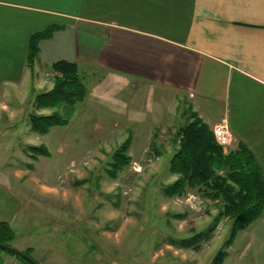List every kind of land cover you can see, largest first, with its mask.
<instances>
[{
    "label": "crops",
    "instance_id": "1",
    "mask_svg": "<svg viewBox=\"0 0 264 264\" xmlns=\"http://www.w3.org/2000/svg\"><path fill=\"white\" fill-rule=\"evenodd\" d=\"M50 25L62 27L40 42L32 71L29 37ZM59 60L77 63L85 80L102 75L101 93L87 86L86 99L121 109L132 124L166 125L181 102L211 129L225 119L264 170V0H0V90L42 84L39 69ZM130 137L132 148L139 130ZM23 187L0 177V222L13 228V246L39 264L68 261L57 228L32 230L37 208ZM235 243L248 257L254 247L250 258L264 264V213ZM8 254L0 264H23Z\"/></svg>",
    "mask_w": 264,
    "mask_h": 264
},
{
    "label": "rangeland",
    "instance_id": "2",
    "mask_svg": "<svg viewBox=\"0 0 264 264\" xmlns=\"http://www.w3.org/2000/svg\"><path fill=\"white\" fill-rule=\"evenodd\" d=\"M38 72L37 80L46 77L42 84L0 90V177L24 185L26 200L37 208L32 230L60 231L58 246L67 245L72 257L57 264H210L231 233V219L219 216L222 205L191 190L173 196L163 191L177 178L170 159L192 108L181 102L166 125L154 126L128 122L121 109L100 105L93 95L71 110H38L34 97L53 87L54 70L46 66ZM101 76L83 77L92 94L101 93L94 85ZM53 111L69 112V123L46 134L32 130L31 112ZM138 130L131 163L110 175L113 153ZM41 144L50 155L35 158L27 147ZM242 230L223 264H254L251 256L256 262L254 247L249 257L237 254L234 242Z\"/></svg>",
    "mask_w": 264,
    "mask_h": 264
},
{
    "label": "trees",
    "instance_id": "3",
    "mask_svg": "<svg viewBox=\"0 0 264 264\" xmlns=\"http://www.w3.org/2000/svg\"><path fill=\"white\" fill-rule=\"evenodd\" d=\"M61 27L50 25L30 35L26 61L32 71L39 54L40 42L50 38ZM52 69L59 75L55 76L51 89L35 95L33 106L36 109L66 107L71 110L85 100L87 86L77 63L59 60L52 64ZM69 115V112L64 115L59 111L50 114L31 112L29 122L33 131L46 134L54 126L68 124ZM175 141L177 147L170 159V171L176 174L177 178L166 185L163 191L173 196L183 195L191 190L222 205L219 216L231 219V233L210 264H223L227 249L236 234L251 226L264 213L263 167L245 145L240 144L236 149L225 152L216 142L211 127L191 110L187 122L178 130ZM131 142L129 136L113 153V161L108 170L110 175L116 176L131 163ZM27 149L35 158L39 155H50L44 144L30 145ZM14 238L15 232L11 225L8 222H0V242L11 245L10 242ZM0 252L6 251L0 249ZM25 252L32 256L31 249ZM16 257L23 264H31L19 256Z\"/></svg>",
    "mask_w": 264,
    "mask_h": 264
},
{
    "label": "built area",
    "instance_id": "4",
    "mask_svg": "<svg viewBox=\"0 0 264 264\" xmlns=\"http://www.w3.org/2000/svg\"><path fill=\"white\" fill-rule=\"evenodd\" d=\"M216 142L223 147L225 152L237 148V140L233 135L229 123L224 119L212 127Z\"/></svg>",
    "mask_w": 264,
    "mask_h": 264
},
{
    "label": "water",
    "instance_id": "5",
    "mask_svg": "<svg viewBox=\"0 0 264 264\" xmlns=\"http://www.w3.org/2000/svg\"><path fill=\"white\" fill-rule=\"evenodd\" d=\"M0 249L3 251H6L8 253H11L13 255L19 256V257L27 260L31 264H39V262L35 258L28 255L25 251L18 249L12 245L0 242Z\"/></svg>",
    "mask_w": 264,
    "mask_h": 264
}]
</instances>
